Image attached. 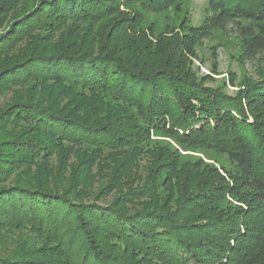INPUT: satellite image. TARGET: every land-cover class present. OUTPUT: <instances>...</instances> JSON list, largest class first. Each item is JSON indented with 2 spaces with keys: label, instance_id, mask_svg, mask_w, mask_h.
<instances>
[{
  "label": "trees",
  "instance_id": "obj_1",
  "mask_svg": "<svg viewBox=\"0 0 264 264\" xmlns=\"http://www.w3.org/2000/svg\"><path fill=\"white\" fill-rule=\"evenodd\" d=\"M175 1L0 0V264L264 262V75L243 103L191 61L218 29L257 58L264 0H207L185 33L142 27Z\"/></svg>",
  "mask_w": 264,
  "mask_h": 264
},
{
  "label": "rangeland",
  "instance_id": "obj_2",
  "mask_svg": "<svg viewBox=\"0 0 264 264\" xmlns=\"http://www.w3.org/2000/svg\"><path fill=\"white\" fill-rule=\"evenodd\" d=\"M141 11H143L142 27H150L149 30L155 37L171 35L175 31L189 32L192 27L200 26L210 15L207 0H176L169 9L160 12L146 9ZM231 33L218 29L211 37L194 46L191 56L193 70L204 86L220 90L232 97H242V102L247 103L244 98L249 85L263 78L264 52L255 59L243 60L241 40ZM2 101L3 99H0V103ZM259 105L261 108L264 107L262 103ZM249 118L252 120L253 116L250 115ZM152 138L175 145L163 132L153 133ZM181 152L186 160L193 161L200 158L205 163H212L219 168L234 170L227 156L218 151L192 148ZM238 204L242 203L233 201L228 196L218 206L230 213Z\"/></svg>",
  "mask_w": 264,
  "mask_h": 264
}]
</instances>
